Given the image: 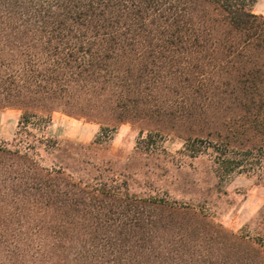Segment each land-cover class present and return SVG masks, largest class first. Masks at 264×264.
Here are the masks:
<instances>
[{"label":"trees","instance_id":"1","mask_svg":"<svg viewBox=\"0 0 264 264\" xmlns=\"http://www.w3.org/2000/svg\"><path fill=\"white\" fill-rule=\"evenodd\" d=\"M258 1L0 0V109H19L24 129L46 126L62 103L70 115L81 109L77 100L62 102L79 88L109 95L122 121L140 114L150 96L158 101L141 87L150 90L170 70L173 88L186 91L181 100L190 117L208 120L201 102L217 95L224 105L217 126L186 138L184 149L193 157L212 149L220 182L239 174L262 177L264 15L254 11ZM116 129L102 126L95 142ZM42 140L0 144V210L17 201L21 211L24 202L41 203L58 219L60 246L87 244L94 264H156L157 233L170 230L158 227L159 213L183 206L91 181L68 160L46 163L34 153L36 143L52 151L63 142ZM154 140L149 133L139 144L151 149ZM191 214L203 221L196 210ZM194 232L198 241L202 233Z\"/></svg>","mask_w":264,"mask_h":264},{"label":"rangeland","instance_id":"2","mask_svg":"<svg viewBox=\"0 0 264 264\" xmlns=\"http://www.w3.org/2000/svg\"><path fill=\"white\" fill-rule=\"evenodd\" d=\"M254 11L264 15V0ZM169 72L150 90L141 87L158 101L150 96L140 104V114L130 112L122 121L116 119L115 102L109 95L79 88L74 98L62 102L77 100L81 109L70 115L63 109H71L62 103L46 126L41 123L24 129L19 126V109H0V144L13 147L20 139L34 143L46 138L63 142L61 150L46 151L44 144L36 143L33 151L46 163L56 158L68 160L79 176L91 181L183 206L159 213L158 227L168 225L170 230L157 233L161 237H156L152 252L156 264H264V173L262 177L239 174L220 182L212 149L198 157L184 149L186 138L206 134L217 126L224 114L218 110L224 105L217 95L201 102L208 108V120L190 117L189 104L181 100L186 91L180 86L173 88ZM198 99L202 101L201 95ZM197 112L201 113L200 109ZM104 125H116L117 129L95 142ZM149 133L155 140L151 149H145L139 141ZM21 202L10 203L9 212L4 210L9 206L1 204L0 233L6 238L0 239V264H94L87 244L80 251L60 246L58 219L41 203L24 202L26 208L21 211L17 208ZM192 210L201 214V223ZM196 229L202 233L198 241ZM73 245L80 246L74 240Z\"/></svg>","mask_w":264,"mask_h":264},{"label":"crops","instance_id":"3","mask_svg":"<svg viewBox=\"0 0 264 264\" xmlns=\"http://www.w3.org/2000/svg\"><path fill=\"white\" fill-rule=\"evenodd\" d=\"M262 0H259L258 3L256 4V6L261 2Z\"/></svg>","mask_w":264,"mask_h":264}]
</instances>
